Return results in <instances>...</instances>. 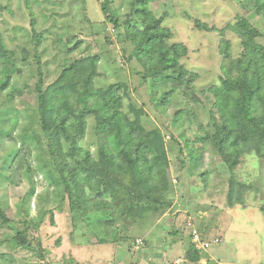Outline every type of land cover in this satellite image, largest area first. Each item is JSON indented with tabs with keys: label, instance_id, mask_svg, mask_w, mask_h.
<instances>
[{
	"label": "rangeland",
	"instance_id": "1",
	"mask_svg": "<svg viewBox=\"0 0 264 264\" xmlns=\"http://www.w3.org/2000/svg\"><path fill=\"white\" fill-rule=\"evenodd\" d=\"M101 1L0 0V36L6 49L16 56L15 69L10 77L11 88L0 93V169L12 150L20 151L22 157L19 182L14 179L11 186L9 180L3 179V187L0 188V201L4 205L0 208L5 215L0 218V264H203V261L216 264L208 263L207 257L221 258L233 251L230 246L223 249L224 243L211 244L209 249L198 251L201 256L199 262H188L186 254L192 248L188 227L186 230L184 228L188 220L198 224L202 239L208 242L229 221L225 229L230 242L235 244L240 236V244L233 246L237 255L235 258L240 260V264H246L243 263L245 259L252 264H264V216L260 212L264 205V156L253 152H244L231 173L221 166V160L212 149H205L198 169L188 165L179 173V177L172 176L176 207L149 218L154 219L150 227L146 226L149 220L129 225L126 231L119 224L112 225L110 229L113 235L107 237L106 226L96 227L91 223L88 230L98 234V237H89L86 228L83 229L85 221L82 225L73 220L74 214L65 200L59 209L60 201H56L53 194L54 184L46 176L51 170L55 171L54 164L48 160L45 149L38 152L36 145L31 144L39 141L44 147L46 142L41 125L36 122L38 119L33 118L37 102L34 94L38 80L37 60L46 87L55 80L64 63L70 62L73 57L98 55L99 74L93 79V86L99 88L126 83L129 99L124 100L123 109L128 111L129 105L143 108L146 116L142 118V123L148 130L146 140L164 151L171 136L179 139L180 134L185 132V136L192 141L198 130L196 124L207 123L208 111L213 110V96L208 89L220 84L222 42L229 45L228 61L239 58L243 51L237 35L231 31L220 34L219 31L234 22L236 14L240 13L264 34V15L254 16V10L244 13L238 0H149V9L157 18L163 19L162 26L171 32L170 43L182 44L187 48V54L180 59V64L194 78L193 87L198 96L186 101L195 115L185 114V123L173 127L170 121L174 114L172 108L166 111L170 118L155 110L148 94V84L142 83L137 75L140 68L136 67L135 60L127 63L124 59V51L130 52L131 48L124 50L119 35L123 32L122 22L132 0H110L112 11L119 16L118 29L104 20ZM194 20H199L207 29L214 31L195 29ZM34 33L42 34L37 58L32 40ZM258 41L264 47V36ZM22 58L25 63L20 62ZM29 89L32 94L28 93ZM17 90L23 94L21 99ZM11 93H14L13 97L8 96ZM94 127V118L87 117L85 135L77 141L80 149L89 152L97 161L99 137ZM24 134L25 139L22 138ZM31 137L36 140L31 141ZM62 144L64 149L69 146L65 141ZM169 168L179 169L178 162H170ZM231 180L249 188L244 191L242 204L232 207L227 204ZM29 183L35 185V194L25 203ZM235 190H238L237 186ZM181 193H189L183 203L180 201ZM110 195L111 198L119 195V188L112 185L104 199L109 201ZM22 200L30 204L28 219L16 206ZM211 201L213 209L215 207L217 211L214 217H210L213 213L208 209ZM195 203L203 209L192 211ZM43 211H46V215L39 224L36 222V227L33 226L34 221L27 226V247L20 246L15 231L23 229L21 221H28L36 214L40 216ZM109 213L106 210L107 218ZM209 223L211 226L207 225ZM136 240H139V245L131 250Z\"/></svg>",
	"mask_w": 264,
	"mask_h": 264
},
{
	"label": "trees",
	"instance_id": "2",
	"mask_svg": "<svg viewBox=\"0 0 264 264\" xmlns=\"http://www.w3.org/2000/svg\"><path fill=\"white\" fill-rule=\"evenodd\" d=\"M149 2L132 0L129 4L130 10L122 22L123 32L119 35V41L124 50L126 47L131 48L130 52L124 51L125 62L131 63L135 60L136 67L140 68L137 75L142 83L148 84V94L155 110L170 118L166 111L172 108L174 114L170 121L171 125L176 127V124L185 123V114L195 115V111L188 107L186 101L197 99L198 96L193 87L194 78H191L189 72L180 64V59L187 54V48L182 44L170 43L171 32L162 26L163 19L157 18L149 9ZM238 4L244 13L254 10V16L264 15V0H238ZM100 6L104 20L118 29L119 16L117 12L112 11L111 1L102 0ZM194 27L197 30H209L199 20H194ZM225 31H231L241 39L243 51L239 58L228 61L229 45L222 42L220 84L208 89L213 96V110L208 111L207 123L196 124L198 130L192 141L185 136V132L180 134L179 139L171 136L164 151L148 144L146 140L148 130L142 123V118L146 116L143 108L129 105L128 111L123 109L124 100L129 99L126 83L99 88L93 86V79L99 74L98 55L73 57L70 62L64 63L55 80L46 87L43 83L42 68L37 60L35 66L38 80L34 90L37 102L33 118L38 119L36 122L41 125L46 142L44 147L39 141L31 144L36 145L38 152L46 150L48 160L53 162L55 170H51L46 176L55 186L52 185L55 190L53 194L56 195V201H60L59 209L65 200L70 212L74 214L73 220L82 225L85 221L83 229L86 228V235L98 237V234L88 230L91 223L96 227L106 226L107 237L113 235L110 229L112 225L119 224L121 229L127 230L129 225L149 220L146 226L150 227L154 219L149 218H155L157 214L176 207L172 194V176L179 177V173L188 165L198 169L201 165V155L207 148L212 149L221 160V166H225L231 173L244 152L264 156V47L258 41L264 34L240 13L236 14L234 22L226 25L219 33ZM32 38L37 58L42 34L34 33ZM106 40L108 41V37ZM15 58V54L6 49L0 36V66H3L0 70V93L11 88L10 77L15 69ZM20 62L26 61L22 58ZM158 90L161 92H157ZM16 92L21 99L23 94L18 90ZM28 93L32 94L30 89ZM8 96L13 97L14 93ZM192 96L195 97L191 98ZM91 116L95 121V133L99 137L97 161L89 152L81 150L77 141L78 138L84 137L86 118ZM22 138H26L25 134ZM35 140V137H31V141ZM64 141L69 143L67 149L63 147ZM14 150L2 163L0 188L3 187V179L9 180L10 185L14 183V179H17V182L20 180L19 167L22 157L20 151ZM174 160L179 164L177 170L169 168L170 162ZM43 166L45 168V165ZM112 185L119 188V195L111 198V194L110 200H105V195L110 193ZM236 186L239 191L235 190ZM34 187L35 185L29 183L25 203L33 198ZM247 189L249 188L231 180L227 194L228 206L241 203ZM181 194L179 200L183 203L189 193ZM24 202L22 200L16 206L28 219L30 204ZM0 206L4 207L2 200ZM209 207V211L213 213L210 217H214L217 211L215 207L213 209L212 201ZM1 209L0 218H4ZM199 209L202 210L203 207L196 203L192 207V211L198 212ZM106 210L110 212L108 218L105 215ZM260 212L264 216V205L261 206ZM90 214L92 218H86ZM45 215L46 211H43L40 216L36 214L29 219L30 222L21 221L23 229L15 231L20 246L27 247L25 234L28 224L34 221L33 226L36 227V222L39 224ZM186 226L192 247L186 254V260L197 263L201 256L199 250L193 249L195 247L191 242L190 231L195 230L203 240L201 231L195 221L188 220V223L184 224L185 230ZM216 238L219 242L212 243ZM220 238L214 235L209 245H220L223 243ZM134 246L135 243L131 249Z\"/></svg>",
	"mask_w": 264,
	"mask_h": 264
},
{
	"label": "crops",
	"instance_id": "3",
	"mask_svg": "<svg viewBox=\"0 0 264 264\" xmlns=\"http://www.w3.org/2000/svg\"><path fill=\"white\" fill-rule=\"evenodd\" d=\"M233 214H235V213H233ZM236 214H238V213H236ZM225 216H226V214H225ZM228 224H229V221H226L225 226H223V228H222L221 231H218V233L216 234V236L222 238L223 243L225 244L224 247H223V249L226 250L227 246H230L229 248H231V250H233V251L229 252L230 253L229 255L223 256L221 258H214V256L213 257H209L208 256L207 257L208 263L209 262H213V263L215 262L216 264H240V260H238V259L235 258L236 253H234L235 250H234V247H233L234 245L240 244V236L237 237V239H236L237 242L235 244L231 243L230 242V239H229L230 237L229 236H226L227 229H225V227L227 228V225ZM224 229H225V231H224ZM229 229L232 230V228H229ZM236 257H237V255H236ZM244 262L246 264H252L251 261L248 260V259H245L243 261V263ZM202 263L203 264H207L206 261H203Z\"/></svg>",
	"mask_w": 264,
	"mask_h": 264
},
{
	"label": "built area",
	"instance_id": "4",
	"mask_svg": "<svg viewBox=\"0 0 264 264\" xmlns=\"http://www.w3.org/2000/svg\"><path fill=\"white\" fill-rule=\"evenodd\" d=\"M191 235H192L191 242L195 245L196 248H202V249H208L209 248L210 245L208 243L200 241V238L198 237L195 230L191 231ZM218 242H219V239H215V240H213L212 243L216 244ZM137 243H139V242L137 241Z\"/></svg>",
	"mask_w": 264,
	"mask_h": 264
},
{
	"label": "clouds",
	"instance_id": "5",
	"mask_svg": "<svg viewBox=\"0 0 264 264\" xmlns=\"http://www.w3.org/2000/svg\"><path fill=\"white\" fill-rule=\"evenodd\" d=\"M137 241L139 242V240H136V241H135L136 243H135L134 248L137 247V245H139V243H137ZM200 241H201V242H206V243L210 244V242H207V241H204V240H201V239H200ZM212 242H213V241H212ZM211 244H212V243H211ZM193 245H194V244H193ZM194 247H195V245H194ZM134 248H133V249H134ZM195 248H196V247H195ZM196 249L200 251L202 248H196ZM131 250H132V249H131Z\"/></svg>",
	"mask_w": 264,
	"mask_h": 264
}]
</instances>
